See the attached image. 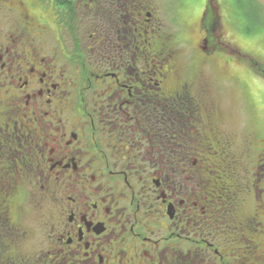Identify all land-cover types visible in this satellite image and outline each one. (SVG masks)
I'll return each instance as SVG.
<instances>
[{"label":"flooded vegetation","instance_id":"1","mask_svg":"<svg viewBox=\"0 0 264 264\" xmlns=\"http://www.w3.org/2000/svg\"><path fill=\"white\" fill-rule=\"evenodd\" d=\"M210 2L189 43L162 0H0V264H264V124Z\"/></svg>","mask_w":264,"mask_h":264},{"label":"rangeland","instance_id":"2","mask_svg":"<svg viewBox=\"0 0 264 264\" xmlns=\"http://www.w3.org/2000/svg\"><path fill=\"white\" fill-rule=\"evenodd\" d=\"M210 3L219 16L221 31L216 30V35L240 53V56L228 58L230 62L226 68L230 78L228 109L231 117L236 107L243 103L252 111L254 122L264 124V0H211ZM180 5V19L186 23L191 43L199 36L197 25L206 0H162L160 11L166 26L174 24L173 11ZM251 60L258 66H251Z\"/></svg>","mask_w":264,"mask_h":264}]
</instances>
